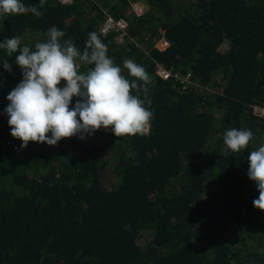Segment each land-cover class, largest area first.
<instances>
[{"label":"trees","instance_id":"obj_1","mask_svg":"<svg viewBox=\"0 0 264 264\" xmlns=\"http://www.w3.org/2000/svg\"><path fill=\"white\" fill-rule=\"evenodd\" d=\"M134 1L104 0L127 22L123 46L99 32L102 0H21L42 17L0 15V41L33 50L53 26L81 50L97 32L115 64L149 73L154 113L144 134L100 129L21 149L4 109L22 70L0 49V264H264V211L247 176L264 142V115L252 112L264 107V0H144L142 13ZM229 128L253 139L226 156Z\"/></svg>","mask_w":264,"mask_h":264},{"label":"clouds","instance_id":"obj_2","mask_svg":"<svg viewBox=\"0 0 264 264\" xmlns=\"http://www.w3.org/2000/svg\"><path fill=\"white\" fill-rule=\"evenodd\" d=\"M39 3L43 7L45 0ZM29 12L37 18L43 15L36 6H25L21 0H0V15ZM46 35V41L35 43L34 50L21 46L19 36L0 41V49L9 57L15 54V64L22 70L23 79L7 95L9 103L4 109L10 134L21 141V149L29 142L56 146L74 136L84 140L100 129L110 130L116 137L149 130L154 115L148 99L152 81L142 65L129 58L123 60V69L115 64L95 31L88 34L83 50L71 38L62 39L65 33L55 26ZM2 67L12 70L7 59ZM82 67L86 70L81 71ZM123 70L135 79L122 75ZM74 97L77 100L70 108ZM252 139L251 130L229 128L223 133V152L226 156L239 153ZM247 160V176L259 193L253 207L264 211V142Z\"/></svg>","mask_w":264,"mask_h":264},{"label":"built area","instance_id":"obj_3","mask_svg":"<svg viewBox=\"0 0 264 264\" xmlns=\"http://www.w3.org/2000/svg\"><path fill=\"white\" fill-rule=\"evenodd\" d=\"M61 1H69V0H61ZM126 26H127V22H126V20L124 18L115 19L110 14H106L104 16L103 22L101 23V25L99 27V32L103 36L108 35V34L112 35L116 40H118L116 42L117 45L123 46L125 44V43H123L124 39H125V42H126L125 35L123 34L124 31L126 30ZM117 33L120 34V35L117 36L116 35ZM166 44H167V41H166V39L164 37H159L154 42V46L156 48H159V49H162ZM155 72L161 78H167V77H169L171 75V73L168 70L164 69L160 65L156 66ZM173 75L176 76V74H173ZM179 79H180L179 80L180 83L188 82V80H186L182 76H180ZM252 112H253V114H255L257 116H263L264 115V107L260 106V105H253L252 106Z\"/></svg>","mask_w":264,"mask_h":264},{"label":"rangeland","instance_id":"obj_4","mask_svg":"<svg viewBox=\"0 0 264 264\" xmlns=\"http://www.w3.org/2000/svg\"><path fill=\"white\" fill-rule=\"evenodd\" d=\"M134 1V0H133ZM109 2H111V0H109ZM133 3V8L137 11V12H139V13H142V12H144V9L145 8H147V3L144 1V0H136V1H134V2H132ZM106 5V6H105ZM107 5L108 4H106L105 2H104V0H102V2L101 3H99V6L103 9V11H105V13L106 14H109V11H108V9H107ZM136 13V12H135ZM103 22V21H102ZM225 46V45H224ZM223 46V47H224ZM222 47V48H223Z\"/></svg>","mask_w":264,"mask_h":264},{"label":"flooded vegetation","instance_id":"obj_5","mask_svg":"<svg viewBox=\"0 0 264 264\" xmlns=\"http://www.w3.org/2000/svg\"><path fill=\"white\" fill-rule=\"evenodd\" d=\"M118 40H116L115 38H114V42L116 43Z\"/></svg>","mask_w":264,"mask_h":264},{"label":"bare ground","instance_id":"obj_6","mask_svg":"<svg viewBox=\"0 0 264 264\" xmlns=\"http://www.w3.org/2000/svg\"><path fill=\"white\" fill-rule=\"evenodd\" d=\"M123 43H124V40H123Z\"/></svg>","mask_w":264,"mask_h":264}]
</instances>
